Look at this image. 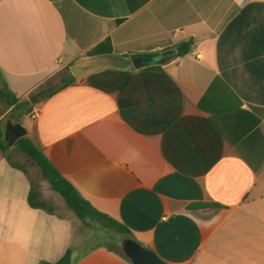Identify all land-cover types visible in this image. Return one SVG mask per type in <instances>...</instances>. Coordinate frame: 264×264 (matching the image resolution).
<instances>
[{"label":"crops","instance_id":"0c3cea01","mask_svg":"<svg viewBox=\"0 0 264 264\" xmlns=\"http://www.w3.org/2000/svg\"><path fill=\"white\" fill-rule=\"evenodd\" d=\"M190 40L160 69L104 68L49 91L21 123L167 264H264V0H0V73L18 99L97 46L130 56ZM31 190L0 150V264L67 250L72 264H132L107 242L79 250L74 218L31 207Z\"/></svg>","mask_w":264,"mask_h":264},{"label":"trees","instance_id":"16d2710c","mask_svg":"<svg viewBox=\"0 0 264 264\" xmlns=\"http://www.w3.org/2000/svg\"><path fill=\"white\" fill-rule=\"evenodd\" d=\"M193 42L192 40L181 43L169 50H173L172 59H176L188 54L191 51ZM168 51V50H165ZM102 51L100 47H95L89 51L88 55L101 54ZM107 53H111L108 51ZM124 58H129V55L122 56ZM161 66L152 67L150 69H160ZM76 80L72 76L69 70V66L65 67L64 71L55 77L53 80L44 85V88H51L48 95L75 83ZM4 87L0 86V100L5 101L9 107H16L19 105L20 100L8 90L6 84ZM5 129L0 125V150L3 154L8 149V146L4 138ZM21 151L32 159L35 164L40 169L44 179L49 183L51 188L56 191L63 199L65 205L75 214V216L85 225L90 226L92 223H100L103 227L107 229H113L117 235L124 236L123 240L131 239L134 240L131 236V232L122 224L110 218L109 216L97 211L91 206V204L86 201L77 189L65 180L60 173L53 167L50 161L45 157V155L33 144V142L27 137L19 139L16 144ZM6 155V154H5ZM28 201L31 207L33 208H42L46 209L44 202L38 200V193L34 190H31L28 196ZM201 207L199 204H194L189 207V209ZM137 242L136 240H134ZM138 243V242H137ZM125 256L122 252H120ZM41 264H72L71 263V251L67 250L65 254L54 263L43 261Z\"/></svg>","mask_w":264,"mask_h":264},{"label":"rangeland","instance_id":"374dc122","mask_svg":"<svg viewBox=\"0 0 264 264\" xmlns=\"http://www.w3.org/2000/svg\"><path fill=\"white\" fill-rule=\"evenodd\" d=\"M3 85L4 81L0 73V86L4 87ZM50 89L51 88H45L42 91L35 90L28 93L26 96H23L22 94L18 95L21 100L19 105L16 107H9L5 101L0 100V118H2L0 124L1 127L4 129L8 121L13 123H26L23 119L27 116V114L31 113L34 105H36L38 101L50 91ZM5 154L8 160L22 166L29 174L34 190L38 193V200L44 202L47 207L52 208L60 215L68 213L74 218L76 224L79 226L80 232L84 234L85 238H88V242H84L79 250H83L95 243L107 242L115 250L122 252L121 242L124 236L117 235L113 229H107L98 222L92 223L90 226L82 223L65 205L62 197L54 191L49 183L44 179L35 162L26 156L17 145H13L11 147L8 146Z\"/></svg>","mask_w":264,"mask_h":264},{"label":"water","instance_id":"95a60500","mask_svg":"<svg viewBox=\"0 0 264 264\" xmlns=\"http://www.w3.org/2000/svg\"><path fill=\"white\" fill-rule=\"evenodd\" d=\"M172 51L163 53H134L124 58L112 53L85 55L69 66L70 73L76 81L81 82L88 74L104 68H127L136 71L151 67L163 66L172 60ZM29 131L21 123L8 121L5 126L4 138L11 147L28 135ZM122 252L132 264H167L153 251L143 247L131 239L121 242Z\"/></svg>","mask_w":264,"mask_h":264},{"label":"built area","instance_id":"2783aa9c","mask_svg":"<svg viewBox=\"0 0 264 264\" xmlns=\"http://www.w3.org/2000/svg\"><path fill=\"white\" fill-rule=\"evenodd\" d=\"M196 57H197V58H200L199 55H197ZM38 116H39V112H38V111H35V112H33V113L30 115V117H31L32 120L37 119Z\"/></svg>","mask_w":264,"mask_h":264}]
</instances>
